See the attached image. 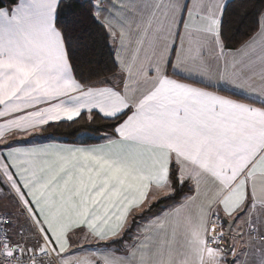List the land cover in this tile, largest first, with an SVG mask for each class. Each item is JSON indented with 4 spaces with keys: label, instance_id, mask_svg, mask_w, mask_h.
Instances as JSON below:
<instances>
[{
    "label": "snow or ice",
    "instance_id": "obj_1",
    "mask_svg": "<svg viewBox=\"0 0 264 264\" xmlns=\"http://www.w3.org/2000/svg\"><path fill=\"white\" fill-rule=\"evenodd\" d=\"M235 2L0 3V264H264V0L233 44ZM82 114L103 143H14Z\"/></svg>",
    "mask_w": 264,
    "mask_h": 264
},
{
    "label": "trees",
    "instance_id": "obj_2",
    "mask_svg": "<svg viewBox=\"0 0 264 264\" xmlns=\"http://www.w3.org/2000/svg\"><path fill=\"white\" fill-rule=\"evenodd\" d=\"M10 0H0V3L7 4ZM84 2V0H82ZM259 0H252L246 11L248 12L247 17H244L241 13L239 0L232 3L226 14V32L231 37V42L235 44L243 38L244 33L253 25L255 20V8L258 6ZM77 11H83L78 8ZM85 22L87 23V17L85 13ZM90 45H94L93 50L88 52L87 58L93 61H100L102 63L91 64L84 67L85 74H88L91 68H101L110 65L111 60L109 57V50L104 45L102 38L99 35H93L92 39L86 40ZM95 79V77H93ZM111 127L109 122L102 119L98 114H94V121L92 123L87 122L86 116L80 118L79 123L75 122H63L59 125L50 127L48 132L43 136H52L56 139L67 142L76 143L82 133H89L94 135L90 138L89 142H97L102 139L105 135L111 134ZM166 207L165 204H154L153 208L146 214L157 212ZM145 214V215H146ZM131 234V233H130ZM104 242L96 243V246L102 247Z\"/></svg>",
    "mask_w": 264,
    "mask_h": 264
},
{
    "label": "crops",
    "instance_id": "obj_3",
    "mask_svg": "<svg viewBox=\"0 0 264 264\" xmlns=\"http://www.w3.org/2000/svg\"><path fill=\"white\" fill-rule=\"evenodd\" d=\"M94 135L89 134V133H82L80 134L79 138H78V142L76 143H67V142H63L60 141L58 139H56L55 137L52 136H35V137H27V138H17L16 141H14V143L17 146H23V147H28L31 146L34 142L35 143H49V142H54V143H63V144H75V145H81V146H87V145H92V144H98V143H103L105 141V138L107 135H105L104 137H102V139L100 141L97 142H89L88 140L90 138H92ZM161 211V210H160ZM159 210H157V212L151 213V214H146L144 216V218H138L137 221L135 222V224L133 225V229L132 231L135 232L136 231V227L139 224H142L146 221L148 216L154 215L156 213L160 212ZM79 239V238H78ZM97 242H85L83 241V244L87 247H89V250H94L96 248H98V246H96ZM75 245V243H74Z\"/></svg>",
    "mask_w": 264,
    "mask_h": 264
},
{
    "label": "rangeland",
    "instance_id": "obj_4",
    "mask_svg": "<svg viewBox=\"0 0 264 264\" xmlns=\"http://www.w3.org/2000/svg\"><path fill=\"white\" fill-rule=\"evenodd\" d=\"M145 222H146V221H145ZM145 222H144V223H145ZM77 240H79V244H76V243H75L74 248H77V249H78L79 247L82 246L83 249L85 250V252L89 251V247H87V246H85V245L83 244V240H80V239H78V238H77Z\"/></svg>",
    "mask_w": 264,
    "mask_h": 264
}]
</instances>
